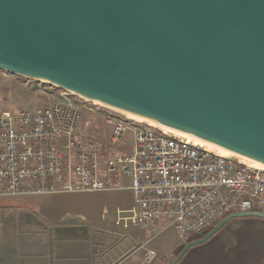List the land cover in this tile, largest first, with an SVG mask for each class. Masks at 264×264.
Returning <instances> with one entry per match:
<instances>
[{"label":"water","instance_id":"obj_1","mask_svg":"<svg viewBox=\"0 0 264 264\" xmlns=\"http://www.w3.org/2000/svg\"><path fill=\"white\" fill-rule=\"evenodd\" d=\"M0 70L264 164V0H0Z\"/></svg>","mask_w":264,"mask_h":264},{"label":"built area","instance_id":"obj_2","mask_svg":"<svg viewBox=\"0 0 264 264\" xmlns=\"http://www.w3.org/2000/svg\"><path fill=\"white\" fill-rule=\"evenodd\" d=\"M59 91L49 105L0 114V198L128 188L133 206L117 212L116 226L153 237L173 227L183 241L231 213L264 214V168L111 110L102 145L81 129L85 102H95ZM128 135L130 151L106 158ZM156 257L147 250L143 264Z\"/></svg>","mask_w":264,"mask_h":264},{"label":"crops","instance_id":"obj_3","mask_svg":"<svg viewBox=\"0 0 264 264\" xmlns=\"http://www.w3.org/2000/svg\"><path fill=\"white\" fill-rule=\"evenodd\" d=\"M1 199L9 218L0 227V264H143L147 250L157 254L151 264H174L197 239L183 241L173 227L153 237L116 226L117 212L133 206L128 188ZM176 264H264V219L231 220Z\"/></svg>","mask_w":264,"mask_h":264},{"label":"rangeland","instance_id":"obj_4","mask_svg":"<svg viewBox=\"0 0 264 264\" xmlns=\"http://www.w3.org/2000/svg\"><path fill=\"white\" fill-rule=\"evenodd\" d=\"M2 73L3 72L0 71V114L4 112L16 113L26 109L49 105L56 100L58 95H60V91L50 84L10 73ZM110 110L121 114L125 119L131 120L117 109L109 108L102 104L96 105V103L93 102H85L81 129L88 133L91 138L94 137L92 139L102 145L107 143V138L110 133L104 123L103 114L105 115L106 113H109ZM130 140L131 135H128L124 139V142H122V148L113 149L110 154L106 155V158L114 156L119 150H122V152H129L131 149ZM2 199L7 200L9 197ZM8 208L9 207L6 205L5 207H0V227H4L5 230L7 229L9 218V216H7ZM13 210L15 212L18 211L17 208H13ZM251 219H255V216L240 218L238 221H247ZM204 234L195 235L193 238H201Z\"/></svg>","mask_w":264,"mask_h":264},{"label":"bare ground","instance_id":"obj_5","mask_svg":"<svg viewBox=\"0 0 264 264\" xmlns=\"http://www.w3.org/2000/svg\"><path fill=\"white\" fill-rule=\"evenodd\" d=\"M97 104H100L96 101H94ZM103 105V104H102ZM108 107V106H106ZM109 108H112V107H109ZM115 109V108H113ZM119 110V109H117ZM121 110H119L120 112ZM121 113L125 116H127L128 118H130L131 120H134L136 122H141V123H149L163 131H165L166 133H169V134H173V135H176V136H179V137H182L184 139H186L187 141H189L190 143H193V144H196V145H199V146H202V147H205L209 150H212V151H215L217 154L221 155V156H225V157H238L239 159H241L243 162H245L246 164L248 165H251V166H254V167H258V168H264V164L260 163V162H257V161H254V160H251V159H248L246 157H243V156H239L225 148H222V147H219L217 145H214V144H211L207 141H203V140H200L198 139L197 137H194V136H189L185 133H181L179 131H176V130H172V129H169L165 126H162L160 124H157L155 122H152V121H149V120H146V119H143L141 117H138L136 115H133V114H130V113H127V112H124V111H121Z\"/></svg>","mask_w":264,"mask_h":264},{"label":"trees","instance_id":"obj_6","mask_svg":"<svg viewBox=\"0 0 264 264\" xmlns=\"http://www.w3.org/2000/svg\"><path fill=\"white\" fill-rule=\"evenodd\" d=\"M221 220H222V219H221ZM221 220H220V221H221ZM220 221H219V222H220ZM219 222H217V223H219ZM217 223H216V224H217Z\"/></svg>","mask_w":264,"mask_h":264}]
</instances>
